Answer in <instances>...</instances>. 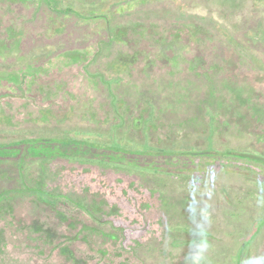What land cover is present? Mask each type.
<instances>
[{"label":"rangeland","instance_id":"1","mask_svg":"<svg viewBox=\"0 0 264 264\" xmlns=\"http://www.w3.org/2000/svg\"><path fill=\"white\" fill-rule=\"evenodd\" d=\"M263 30L264 0H0V264H264Z\"/></svg>","mask_w":264,"mask_h":264},{"label":"trees","instance_id":"2","mask_svg":"<svg viewBox=\"0 0 264 264\" xmlns=\"http://www.w3.org/2000/svg\"><path fill=\"white\" fill-rule=\"evenodd\" d=\"M198 25H192L191 27H187V26H180V27H178L177 28V30L175 31V35H174V37H173V39H171V41L175 44V40H176V38H181V35H182V32H188V35H190L191 37H194V38H197L198 36H202L203 35V33L204 32H202L203 30L205 31V28L203 29L202 27H197ZM9 29H12V27H9ZM202 32V33H201ZM262 33H263V35L262 36H264V30L262 31ZM123 34V32H118L117 33V36L119 37L120 35H122ZM6 36V35H5ZM7 37H8V34H7ZM14 38H11V39H14V40H16L17 38L15 37V36H13ZM203 37V36H202ZM206 37H208V36H206ZM8 40V39H7ZM14 40H11V41H13L14 42ZM10 41V42H11ZM2 39L0 40V44H2ZM17 42V41H16ZM170 42V41H169ZM168 41H167V43H169ZM171 42V43H172ZM4 43V45H6V43L5 42H3ZM170 44V43H169ZM8 46V45H7ZM76 56H74L73 57V59H77V58H75ZM190 64H191V66L192 67H194L195 65V63H194V61H191V60H189V66H190ZM42 112H45V111H42ZM49 140H52V139H49V138H44V137H33V138H29V139H25V143L26 144H28V145H39V144H44V143H48L49 142ZM117 147H113L112 149H115V150H118V149H116ZM120 151V150H119ZM119 151H115V153H118ZM123 151V150H122ZM120 152V155L119 156H121L123 153H125V152ZM193 152V151H192ZM209 152H211V151H202V153H209ZM241 153H239V155H240ZM241 155H243V154H241ZM250 157H251V155H249ZM122 157V156H121ZM256 158V157H255ZM258 159L259 160H261V161H263L264 162V159L263 158H261V157H258ZM144 170H146V171H148V172H151L152 171V169L150 168V167H144L143 168ZM169 175V174H168ZM58 214L60 215V213L58 212ZM60 216H62V218H66L64 215H60ZM101 234L103 235V236H113V234L112 235H106V234H104L103 232H101ZM51 234H48V236H50ZM59 250H60V252L61 253H63L64 255H66L68 258H74V255H73V252L71 251V250H69L68 249V247L67 246H65V247H63V246H61L60 248H59ZM73 261H74V264H80V260H78V259H73Z\"/></svg>","mask_w":264,"mask_h":264}]
</instances>
